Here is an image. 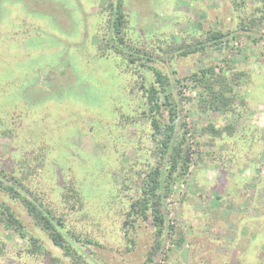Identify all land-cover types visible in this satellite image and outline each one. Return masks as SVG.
Segmentation results:
<instances>
[{
	"label": "rangeland",
	"instance_id": "rangeland-1",
	"mask_svg": "<svg viewBox=\"0 0 264 264\" xmlns=\"http://www.w3.org/2000/svg\"><path fill=\"white\" fill-rule=\"evenodd\" d=\"M109 1L0 0V133L12 132L0 136V170L24 176L30 169L26 188L59 206L69 183L80 184L85 206L73 212L70 227L103 244L84 249L90 264H151L146 258L156 232L152 218L131 234L133 248L126 247L121 213L130 206L137 182L123 189L125 176L118 171L131 162L143 167L154 145L141 75L147 76L146 85L154 76L144 67L133 71L127 57L99 55L101 37L110 35ZM124 2L127 50L158 45V40L167 41L165 48L197 44L207 40L209 30L226 34L218 46L187 55L174 48L152 62L171 80L166 92L180 102L178 119L190 128L186 135L195 161L171 184L163 205L166 222L174 225L170 234L183 240L173 242L165 234L157 261L264 264L263 1ZM241 20L252 29L240 31ZM231 31L236 38L227 35ZM208 66L227 72L232 110L203 111L201 88L193 80L183 89L176 83ZM236 74L239 83L232 80ZM160 95L161 103L165 98ZM162 111L160 120L166 121L168 110ZM211 126L221 128V135L215 136ZM180 132L177 126L175 136ZM126 174L133 178L136 168ZM2 200L15 208L27 229L44 235L20 202L0 190ZM1 241L6 245L0 264H36L23 251L26 242L2 224ZM46 244L64 257L48 239Z\"/></svg>",
	"mask_w": 264,
	"mask_h": 264
},
{
	"label": "trees",
	"instance_id": "trees-1",
	"mask_svg": "<svg viewBox=\"0 0 264 264\" xmlns=\"http://www.w3.org/2000/svg\"><path fill=\"white\" fill-rule=\"evenodd\" d=\"M261 1L264 3V0ZM109 3L111 19L107 29L110 35L109 37L107 35L101 37V41L98 43L99 55H102V57H107L108 54L120 55L123 59L127 57L129 63L134 64L133 67L129 65L130 68L142 67L143 69L144 67V71H151L154 76L153 79L150 78L149 85H146L144 81L147 76L145 74L141 75V89L143 90V98L151 121V138L154 145L148 147L149 151L143 167L138 169L131 162L124 164L118 171L125 176V183L122 182L123 186H121L123 189L132 187L130 186L131 181L137 182V186L133 189L134 192L130 196V206L121 213V232L126 240V247L132 249L136 242L131 234L137 230L142 222H147V220L152 218L151 221L155 225L156 232L154 243L148 251L146 259L151 264H165L157 261V255L163 249L165 234H168V237L171 236L169 239L177 243H180L183 238L176 240L170 234L174 229V225L167 223L165 220L163 213L164 200L170 192L171 184L177 179L184 177L191 163L195 161L192 156L194 150H192L191 144L188 143L186 135L190 128L183 119H178L180 102L177 100L176 102L172 101V92H166L169 88L168 85L171 86V80L168 75L154 67L152 62L153 60L159 61V58H161L160 54L163 52L168 53L174 48H179L181 55H187L191 52L205 49L210 44L218 46L223 42V37L226 34L209 30L207 40H198L197 44L189 45L183 43L180 46L173 45L172 48H165L167 41L158 40V43H156L158 45L145 43L132 47V50H127L126 46L128 45L123 35L126 21H128V14L125 12V2L124 0H112ZM239 27L240 31L248 30V28L252 29V25L247 24L243 20H241ZM227 35H232V38L237 37L234 31ZM116 43L121 45L119 46ZM162 43L164 44L160 45ZM122 45L125 47H121ZM139 71L141 69L136 70L137 73ZM226 73L222 69L221 72L217 73L215 67L208 66L203 67L200 71L194 72L190 76L177 78L176 83L183 89L187 86L188 81L193 80L194 86L201 88L199 99L200 108L203 111H229L233 109L234 105L231 104V98L228 97L226 92L227 89H232L233 85L229 82L230 80L227 81ZM239 79L240 74H236L232 80L239 83ZM161 92L164 93L163 98H165V101L160 103ZM204 93L209 94V98L202 96ZM164 107L168 110V119L161 121L160 117H163L162 109ZM177 126L180 127L181 132L176 137ZM220 129H215L214 126H211L209 130L217 136L222 133ZM8 134L10 135L12 132L0 133V136ZM175 137L177 139L173 143ZM195 153H197L196 150ZM131 168H136L137 175L133 176V178L126 174V171ZM29 170L25 169L24 176ZM139 171L140 173L138 174ZM24 176H17L6 169L0 170V190L9 195L14 201L20 202L27 215L32 219L33 224L44 233L43 236L45 238L29 228L27 229L15 208L6 200L0 201V224L6 230H12L15 235L20 236L26 242L23 251L27 257L35 260L36 264H40V262H43V264H66L65 259H69L72 264H90L86 259L84 249H88L90 244L99 246L103 244L91 236L84 235V232L79 231L77 228L71 229L70 227L73 212L77 213L78 210L81 211L85 206V196L79 189L80 184L75 181L69 183V186L66 187L68 190L62 192L59 201L60 206L62 205L60 209V206L55 202L44 201L34 195L33 192H30L24 184ZM26 191L29 192L28 195L25 193ZM108 206L112 207L108 204L106 208ZM107 213L111 219L113 217L111 208L106 209ZM46 238L62 250L63 258L56 255L51 247H48ZM5 245L4 241L0 242V253L3 252Z\"/></svg>",
	"mask_w": 264,
	"mask_h": 264
}]
</instances>
